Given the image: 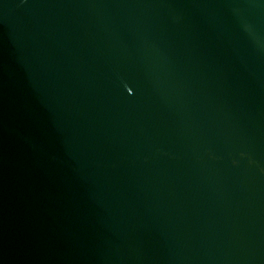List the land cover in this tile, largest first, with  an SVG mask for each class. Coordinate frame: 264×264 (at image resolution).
<instances>
[{"label":"water","instance_id":"water-1","mask_svg":"<svg viewBox=\"0 0 264 264\" xmlns=\"http://www.w3.org/2000/svg\"><path fill=\"white\" fill-rule=\"evenodd\" d=\"M0 264H264V0H0Z\"/></svg>","mask_w":264,"mask_h":264}]
</instances>
